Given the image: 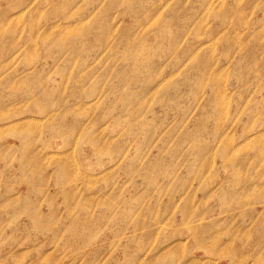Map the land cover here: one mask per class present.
<instances>
[{"label": "rangeland", "instance_id": "obj_1", "mask_svg": "<svg viewBox=\"0 0 264 264\" xmlns=\"http://www.w3.org/2000/svg\"><path fill=\"white\" fill-rule=\"evenodd\" d=\"M0 264H264V0H0Z\"/></svg>", "mask_w": 264, "mask_h": 264}, {"label": "bare ground", "instance_id": "obj_2", "mask_svg": "<svg viewBox=\"0 0 264 264\" xmlns=\"http://www.w3.org/2000/svg\"><path fill=\"white\" fill-rule=\"evenodd\" d=\"M212 69V68H211ZM178 76V75H177ZM203 77H205V76H203ZM220 77V76H219ZM212 79V78H211ZM216 79V78H215ZM214 79V80H215ZM218 84V83H217ZM156 88V87H155ZM215 89V88H214ZM170 103V102H169ZM221 103V102H220ZM226 106V105H225ZM220 110V109H219ZM215 128V127H214ZM221 137V136H220ZM223 137V136H222ZM253 142V141H252ZM228 143V142H227ZM226 154V153H225ZM224 159V158H223ZM235 160V159H234ZM26 167V166H25ZM251 198V197H250Z\"/></svg>", "mask_w": 264, "mask_h": 264}]
</instances>
